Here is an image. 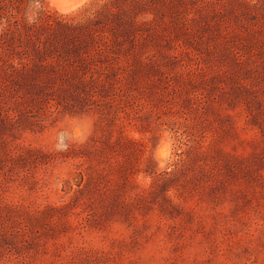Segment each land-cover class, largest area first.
Here are the masks:
<instances>
[{
    "label": "rangeland",
    "instance_id": "1",
    "mask_svg": "<svg viewBox=\"0 0 264 264\" xmlns=\"http://www.w3.org/2000/svg\"><path fill=\"white\" fill-rule=\"evenodd\" d=\"M63 1L0 0V264H264V0Z\"/></svg>",
    "mask_w": 264,
    "mask_h": 264
},
{
    "label": "bare ground",
    "instance_id": "2",
    "mask_svg": "<svg viewBox=\"0 0 264 264\" xmlns=\"http://www.w3.org/2000/svg\"><path fill=\"white\" fill-rule=\"evenodd\" d=\"M64 1H66V0H64ZM63 1V3L65 4V2ZM69 2L67 3V5H65L64 7H63V9L62 10H64L65 12H67L68 10H70L71 9V11H72V9H75L77 6H79L80 4H84V1H86V0H68ZM61 2H62V0H61ZM57 3V2H56ZM56 3H54V4H56ZM60 4V3H59ZM57 5H58V3H57ZM59 6V5H58ZM63 6V5H62ZM60 10V9H59ZM67 10V11H66Z\"/></svg>",
    "mask_w": 264,
    "mask_h": 264
}]
</instances>
